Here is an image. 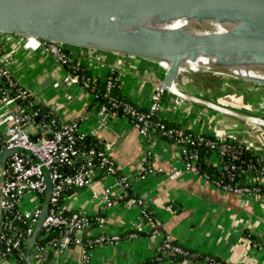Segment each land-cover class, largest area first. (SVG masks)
I'll use <instances>...</instances> for the list:
<instances>
[{
    "label": "crops",
    "instance_id": "0c3cea01",
    "mask_svg": "<svg viewBox=\"0 0 264 264\" xmlns=\"http://www.w3.org/2000/svg\"><path fill=\"white\" fill-rule=\"evenodd\" d=\"M0 46V59L8 62V69L18 83L30 89L41 107L58 118L66 121L77 118L80 131L102 142L121 174L133 178L149 165L157 171L147 173L139 182L133 181L129 194L142 197L153 218L161 221V234L187 252V255L158 254L156 248L161 239L152 234L153 223L141 217L140 207H128L120 199L114 206L104 208L101 200L92 199V187L103 188L113 181L112 176L97 174L91 188H70L66 199L71 208L89 216L103 211L107 218L105 227L100 229L94 222L76 231L65 254L51 249L48 262L79 264L82 251L87 250L91 264H264L262 197L224 192L192 173L170 177L171 167H183L175 143L139 134L126 116L97 115L100 99L80 84L54 86L64 76V68L49 52L29 43L24 34L0 32ZM69 50L86 73L101 80L112 74L116 81L113 94H120L137 107L148 106L151 89L161 84L164 77V69L149 58L96 48ZM176 86L182 93L205 103L166 92L159 113L162 120L219 139L237 134L252 145L253 153L264 156V125L257 127L247 122L248 117L264 118L263 109L251 108V104L235 96L195 93L182 80L176 81ZM174 98L179 100L178 104ZM3 107L0 104V110ZM202 161L215 168L218 163L215 154ZM254 175L246 173L241 180L249 183L255 179ZM261 183L264 186V180ZM26 195L22 206L27 208L37 195ZM101 231L122 237L113 245H93L91 241ZM129 231L135 232L136 237L129 238L126 234ZM31 260L33 264H44ZM0 264L15 262L7 259L0 260Z\"/></svg>",
    "mask_w": 264,
    "mask_h": 264
},
{
    "label": "built area",
    "instance_id": "2783aa9c",
    "mask_svg": "<svg viewBox=\"0 0 264 264\" xmlns=\"http://www.w3.org/2000/svg\"><path fill=\"white\" fill-rule=\"evenodd\" d=\"M24 35L29 43L49 52L64 68V76L60 82L55 81L54 86L59 87L62 83L80 84L94 98L100 99L97 115L110 113L126 116L139 134L147 138L161 137L175 143L180 149L183 167H171L170 177L192 173L224 192L255 194L264 199V186L261 183L264 180V156L253 153L254 149L248 141L237 134L219 139L189 128L170 125L159 115L163 95L166 92L172 93L164 84L155 85L151 89L147 107H137L123 96L112 93L116 84L112 74L103 77V89H98L97 76L80 72L78 66L82 63L69 50L71 46ZM8 66V62L0 59V104L4 106L0 110V156L3 149L12 150L0 163V260L26 264L23 258L25 242L40 215L46 175L50 179L51 189L46 217L40 229L46 240H40L42 236L38 233L31 250L32 259L52 264L46 260L49 251L52 249L64 255L76 231H82L94 222L100 229L105 227L107 218L102 210L89 216L71 208L65 201L70 188H91L97 174L112 176L113 181L103 188L92 187V199L101 200L104 208L114 206L120 199L128 207H140L141 217L153 223L152 234L161 239L156 252L187 255L186 250L161 234V221L153 218L143 198L129 194L133 181L139 182L147 173L156 170L149 165L133 178L121 174L99 139V146L81 149L79 139L86 134L80 131L79 120L66 121L55 116L49 109H42L34 93L18 83ZM174 99L178 104L179 100ZM36 117L40 119L35 121ZM35 135L37 138L32 140ZM202 151L208 156L215 154L218 162L216 175L211 176L201 170L200 163L205 158ZM250 172L255 173V179L249 183L243 182L241 177ZM27 193L37 195V199L26 208L22 202ZM49 233L51 235L47 237ZM126 234L129 238L137 235L132 231ZM121 237V234H104L101 231L91 243L113 245ZM89 257L88 251L83 250L78 258L79 264H91Z\"/></svg>",
    "mask_w": 264,
    "mask_h": 264
},
{
    "label": "water",
    "instance_id": "95a60500",
    "mask_svg": "<svg viewBox=\"0 0 264 264\" xmlns=\"http://www.w3.org/2000/svg\"><path fill=\"white\" fill-rule=\"evenodd\" d=\"M145 15L213 17L236 20L237 24L229 32L203 35L176 28L161 31L142 25L128 28ZM0 32L127 53L149 58L161 66L162 62H168V67H163L161 84L171 89L173 84L176 85L182 60L186 56L193 60L198 52L212 53L218 60L228 56L233 61L236 54L240 55L241 61L248 57L264 60V0H0ZM220 66L228 69L223 62L212 64L211 68ZM253 81L264 84V79ZM179 96L205 103L196 96L184 93ZM39 119L36 117L35 121ZM35 138L37 135L31 139ZM10 152L12 150L3 149L1 164ZM50 185L46 175L40 215L25 242L23 258L26 264H33L31 250L46 217Z\"/></svg>",
    "mask_w": 264,
    "mask_h": 264
},
{
    "label": "bare ground",
    "instance_id": "6f19581e",
    "mask_svg": "<svg viewBox=\"0 0 264 264\" xmlns=\"http://www.w3.org/2000/svg\"><path fill=\"white\" fill-rule=\"evenodd\" d=\"M237 24L236 20L233 21H224L218 20L213 17L209 18H196V17H175V16H151L145 15L139 18L134 25L128 27V25H124L129 29H133L137 27V25H142L146 27H150L154 30L161 31L166 29H180L182 31H186L190 34H209L213 32H229L233 29V27ZM80 47V46H75ZM82 48V47H80ZM219 62H223L226 66H228V71L231 74H237L239 76H245L248 79L258 80L264 79V60L256 61L252 57L246 58L244 61H241L240 55L236 54L234 60H230L228 56H225L224 59L218 60L216 55L210 54H197L195 59H190L188 56L184 58L179 66V71L190 70H200L205 71L210 69L212 64H217ZM166 63V64H165ZM162 66L167 68L168 62H162ZM159 65V64H158ZM160 66V65H159ZM189 83V82H188ZM177 86L173 84L171 86L172 93L179 98L181 94H183L180 90H177ZM193 93V91H192ZM200 94V93H199ZM248 117V116H247ZM247 122L251 125H263L264 119L248 117Z\"/></svg>",
    "mask_w": 264,
    "mask_h": 264
},
{
    "label": "rangeland",
    "instance_id": "374dc122",
    "mask_svg": "<svg viewBox=\"0 0 264 264\" xmlns=\"http://www.w3.org/2000/svg\"><path fill=\"white\" fill-rule=\"evenodd\" d=\"M68 46L75 47L76 45ZM178 80L184 81L185 86L189 84L190 90L195 91V93H206L210 96L212 94L213 97L235 96L239 99L243 98L247 104H251V108H261L264 111V84L257 83L245 76L233 75L224 67H210V69L205 71L187 69L179 72L176 81ZM263 125H257V127H262ZM65 201L68 202L67 199ZM27 206L30 207V203Z\"/></svg>",
    "mask_w": 264,
    "mask_h": 264
},
{
    "label": "trees",
    "instance_id": "16d2710c",
    "mask_svg": "<svg viewBox=\"0 0 264 264\" xmlns=\"http://www.w3.org/2000/svg\"><path fill=\"white\" fill-rule=\"evenodd\" d=\"M79 68H80V72H82V73H86V71H85V68L83 67V65H80L79 64V66H78ZM97 85H98V89H100V90H102V88H101V86L102 85H104V81L103 80H101V78H99L98 76H97ZM115 86H116V84H115ZM114 89H115V87H114ZM113 89V90H114ZM113 90H112V93H113ZM118 95H120V94H118ZM121 96V95H120ZM42 109H46V108H43L42 107ZM80 141H79V146H80V148L81 149H84V150H87V149H89V148H91L93 145H95V146H99V144H97V140L98 139H96L95 138V136H90V135H85L84 136V138H81V139H79ZM201 154L202 155H204V157H207L208 155L207 154H205L203 151L201 152ZM250 153H248V156H250L249 155ZM7 156V155H6ZM6 158V157H5ZM200 166H201V170H203V171H205V172H207V173H209L211 176L212 175H216L218 172H217V169L214 167V166H208L207 164H203V161H201V163H200ZM2 217H4V214L2 215ZM42 234L43 233H40L39 234V236L41 237L42 236ZM49 235H51V233H49V234H47L46 236L47 237H49ZM40 240H46V237H43L42 236V238H40ZM168 254H170L169 252H167ZM172 254V253H171ZM158 256H160V255H158ZM157 257V256H156ZM155 258V257H154Z\"/></svg>",
    "mask_w": 264,
    "mask_h": 264
}]
</instances>
